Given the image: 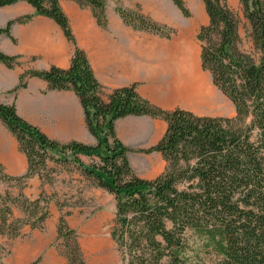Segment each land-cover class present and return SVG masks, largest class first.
<instances>
[{"label": "trees", "instance_id": "1", "mask_svg": "<svg viewBox=\"0 0 264 264\" xmlns=\"http://www.w3.org/2000/svg\"><path fill=\"white\" fill-rule=\"evenodd\" d=\"M18 1L0 0V7ZM24 1L37 14L58 23L74 51L67 68L53 65L23 71L13 92L26 87L31 77L45 80L48 90H72L97 144L51 139L22 118L15 104L0 101V121L15 135L28 159V172L23 177L45 176L47 161L54 160L51 152L71 153L85 177L116 201L111 236L124 264H190L188 230L213 247L221 257L219 264H264V0H240L248 27V49L242 48L240 19L227 0H203L208 23L197 34L201 64L210 72L214 85L234 104L233 117L200 116L183 108L162 109L142 97L136 83L106 93L86 53L78 46L59 0ZM74 1L90 7L99 26L107 28L108 0ZM173 2L184 16H190L183 0ZM116 10L135 30L166 38L175 33L173 27L151 20L139 7L131 11L119 6ZM32 17L25 14L8 20L0 27V35L14 40L12 25ZM19 60V56L0 50V61L6 66L14 68ZM128 115H148L167 122V132L158 143L141 150L160 152L167 163L154 178L135 172L128 158L131 149L116 134L115 122ZM80 154L96 156L99 161L84 165ZM21 179L6 175L0 166V181ZM50 201L44 194L29 198L22 192L14 197L7 191L0 192V234L15 239L24 235L25 226L44 229L51 216ZM15 204L23 217L12 216ZM69 214L60 215L56 239L64 247L67 264H85L79 234L66 221ZM0 250L1 259L7 252L1 243Z\"/></svg>", "mask_w": 264, "mask_h": 264}, {"label": "crops", "instance_id": "2", "mask_svg": "<svg viewBox=\"0 0 264 264\" xmlns=\"http://www.w3.org/2000/svg\"><path fill=\"white\" fill-rule=\"evenodd\" d=\"M59 3L69 18L78 46L86 53L106 93L136 83L138 93L162 109L183 108L200 116H216L217 87L213 84L210 72L202 67L194 36L183 32L166 38L135 30L123 22L113 4L106 5L108 28L104 29L97 23L91 8H82L74 0H59ZM159 3L163 4L153 7V0H123V6L127 9H135L136 4H139L142 13L151 20L176 25L179 21L173 4L169 0ZM25 14L32 15V19L25 23H15L11 27L15 41L6 34L0 35V50L20 57V64L14 68L0 61V101L15 104L22 118L38 126L51 139L60 142L77 140L96 145L97 139L89 132L79 98L72 90H48L45 80L31 77L26 87L13 92L23 71L43 70L53 65L67 68L74 51L73 44L60 25L47 16L37 14L35 8L24 0L0 7V27L5 26L8 20ZM166 129L165 120L148 115H128L115 122L118 138L131 150L155 146L167 132ZM130 153L129 161L137 172H146L141 162L149 159L155 161L147 171L152 174L151 178L153 172L160 174L165 168L166 161L160 152L141 154L140 165L137 160L131 159ZM68 154L62 155L69 159L73 168L77 167L75 172H69L63 167L60 160L62 156L54 154L57 159L47 161V170L43 171V174H49L50 181L46 176L40 177L38 174L25 178L23 176L28 172L27 156L21 151L15 135L0 121V166L6 175L22 177L19 182L0 181V192L9 190L14 195L22 192L29 198H36L42 189L51 186V182L55 188H61L63 183L75 179L89 182L78 163L71 160L73 155ZM78 157L84 165L98 159L96 156L82 154ZM91 189L101 191L95 187ZM50 209L51 216L43 230H32L25 226L24 235L15 239L0 234L2 245L11 244V253L0 264H31L41 255L42 264H49L56 259L51 244L57 238L55 224L58 210L52 204ZM12 213L14 218L23 217L17 205L12 206Z\"/></svg>", "mask_w": 264, "mask_h": 264}, {"label": "rangeland", "instance_id": "3", "mask_svg": "<svg viewBox=\"0 0 264 264\" xmlns=\"http://www.w3.org/2000/svg\"><path fill=\"white\" fill-rule=\"evenodd\" d=\"M159 1L162 0H153V7L155 5L158 6V4L160 5L163 4V3H159ZM169 1L173 4L174 10L177 12L176 16L179 21L176 25L171 26L175 31V33L172 36H178V34L180 35V33L183 32L194 36V39L197 41L198 53L200 57L201 43L197 38V34L199 33L200 28L208 23V15L206 13L203 0H183L185 6L188 7L187 9L190 12V16L188 17L182 14V12L173 2V0H169ZM227 3L229 7L232 10H234L235 14L240 19L239 33L243 39L242 48L248 49L250 47V43L247 35L248 27L242 12L243 5H241L240 0H227ZM108 4H113L115 9L119 6L125 8L123 6V0H108L106 5ZM138 7L141 11V6L139 4L138 5L136 4L135 9H127V8L125 9L134 11L137 10ZM159 13H161L160 10ZM215 99L218 102L217 108L215 110L216 116H220V117L236 116L234 104L232 103L231 100H229L227 96H225L219 90V88L215 89ZM130 152H131L130 153L131 159L133 161L137 160V162H139V165H140V160H139L140 155L150 154V153H145L139 149L131 150ZM50 154L53 156L54 160L57 159L54 157V154L61 155L62 157L60 160L63 163L62 166L65 167L69 172H75L74 169L77 167L73 168L72 165L69 163L70 162L69 159H66L65 156H63L58 152H51ZM71 160L74 161L73 158ZM95 160L99 161V159H95ZM78 166L79 168H81L80 165ZM145 171L146 172L143 173L141 171L137 172L135 170V172L139 176L151 179L152 174L148 173L147 172L148 170ZM44 175L46 176V179L50 181L49 174L44 173ZM157 175L159 174L153 172V178L156 177ZM87 180L89 182L86 181L84 183L82 180L75 179L73 182L70 181L67 184L63 183L61 188L53 187V182H51L50 183L51 186L46 189H42L40 194H44V196L51 198L49 205L52 204V206L56 207L58 210V218L55 224L56 227L58 226V220L60 215L66 212H70V214L66 216V221L67 224L71 228H74L79 234V241L83 250L85 264H124L117 242L111 236V232L115 224L116 201L114 200L113 195L105 191L104 188L103 189L99 188L95 186L89 179ZM3 183H7V182H3ZM93 187L99 188L101 191L95 192L91 189ZM6 191L9 192V194L12 197L18 195V194L16 195L11 194L9 190ZM6 191H4L3 194ZM187 240L189 244L187 256L190 264L220 263L221 260L220 255H218L213 250L212 246H208L204 241V239L197 236L193 231L191 230L187 231ZM3 246L5 247V250L9 252L3 253L2 258L0 259V263H2L4 257H7L11 253L10 243L6 246L5 245ZM51 250L56 252L55 254L56 259L49 262V264L50 263L67 264V259L65 258L62 252L64 250V247L62 246L60 240H57L55 238V240L51 244ZM2 252L3 251L0 250V253ZM37 259L38 261L35 260L36 263H34L35 261H33L31 264L43 263V255H41Z\"/></svg>", "mask_w": 264, "mask_h": 264}, {"label": "bare ground", "instance_id": "4", "mask_svg": "<svg viewBox=\"0 0 264 264\" xmlns=\"http://www.w3.org/2000/svg\"><path fill=\"white\" fill-rule=\"evenodd\" d=\"M189 101H192V99H189ZM143 161V160H142ZM146 161V160H145ZM142 164H141V167L143 168V170L145 169V170H148L149 169V167H150V164H155V161H154V159H149L147 162H141Z\"/></svg>", "mask_w": 264, "mask_h": 264}]
</instances>
